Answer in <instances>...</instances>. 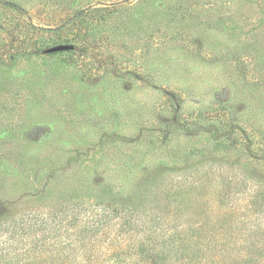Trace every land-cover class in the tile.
<instances>
[{
    "label": "rangeland",
    "instance_id": "obj_1",
    "mask_svg": "<svg viewBox=\"0 0 264 264\" xmlns=\"http://www.w3.org/2000/svg\"><path fill=\"white\" fill-rule=\"evenodd\" d=\"M261 196L264 0H0V229L225 264Z\"/></svg>",
    "mask_w": 264,
    "mask_h": 264
},
{
    "label": "trees",
    "instance_id": "obj_2",
    "mask_svg": "<svg viewBox=\"0 0 264 264\" xmlns=\"http://www.w3.org/2000/svg\"><path fill=\"white\" fill-rule=\"evenodd\" d=\"M11 5L16 6V4ZM256 211H264V201L256 203ZM253 220L256 222L254 227L262 228V233L259 236L252 232L244 233L238 248L236 242L229 241L227 244L231 245H226L224 251L227 261L225 264H264V218L256 217ZM74 223L75 226L81 223L78 232H69L70 238L57 239L50 245L47 239H42L50 238L52 234L57 237L59 226L52 227L51 234L46 236L43 234L41 239H37L30 246L31 236L27 231L25 232L27 226L24 222H21L18 225L20 228L16 227L15 230L10 227L0 229V246L4 251L0 256V264H169L165 252L157 246L153 238L140 243H127L124 250L118 251L113 248V244L103 248V238L98 237L103 231L107 233L109 228L105 219L84 220L77 216ZM241 223L247 225L249 220H242ZM105 238L107 239V234ZM76 241L79 243L75 244ZM62 243H64L63 247H61ZM56 245L58 247L54 253L48 258L43 257L45 255L43 250L47 251V247L50 249Z\"/></svg>",
    "mask_w": 264,
    "mask_h": 264
},
{
    "label": "water",
    "instance_id": "obj_3",
    "mask_svg": "<svg viewBox=\"0 0 264 264\" xmlns=\"http://www.w3.org/2000/svg\"><path fill=\"white\" fill-rule=\"evenodd\" d=\"M72 49V45H58L53 48H49L47 52H54V51H63V50H70Z\"/></svg>",
    "mask_w": 264,
    "mask_h": 264
}]
</instances>
